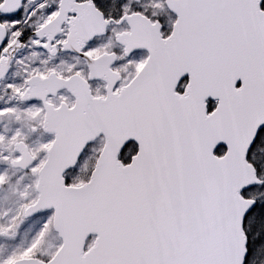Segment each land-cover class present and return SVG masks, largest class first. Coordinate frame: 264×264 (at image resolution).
Wrapping results in <instances>:
<instances>
[{
  "label": "snow or ice",
  "instance_id": "1",
  "mask_svg": "<svg viewBox=\"0 0 264 264\" xmlns=\"http://www.w3.org/2000/svg\"><path fill=\"white\" fill-rule=\"evenodd\" d=\"M0 264H264V0H0Z\"/></svg>",
  "mask_w": 264,
  "mask_h": 264
}]
</instances>
